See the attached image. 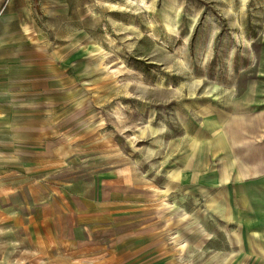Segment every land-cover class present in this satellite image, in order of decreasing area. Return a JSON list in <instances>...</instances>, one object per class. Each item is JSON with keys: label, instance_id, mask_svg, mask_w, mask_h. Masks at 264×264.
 <instances>
[{"label": "rangeland", "instance_id": "1", "mask_svg": "<svg viewBox=\"0 0 264 264\" xmlns=\"http://www.w3.org/2000/svg\"><path fill=\"white\" fill-rule=\"evenodd\" d=\"M0 264H264V0H0Z\"/></svg>", "mask_w": 264, "mask_h": 264}, {"label": "bare ground", "instance_id": "2", "mask_svg": "<svg viewBox=\"0 0 264 264\" xmlns=\"http://www.w3.org/2000/svg\"><path fill=\"white\" fill-rule=\"evenodd\" d=\"M177 176H178V173L174 176V178H177ZM173 178V179H174ZM224 181H227V173H226V175L224 176ZM169 188L168 187H166V189L165 190H163V192H166L167 193V190H168Z\"/></svg>", "mask_w": 264, "mask_h": 264}]
</instances>
